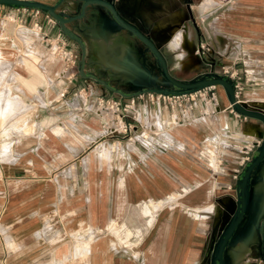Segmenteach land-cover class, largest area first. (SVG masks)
Instances as JSON below:
<instances>
[{
  "label": "crops",
  "instance_id": "0c3cea01",
  "mask_svg": "<svg viewBox=\"0 0 264 264\" xmlns=\"http://www.w3.org/2000/svg\"><path fill=\"white\" fill-rule=\"evenodd\" d=\"M26 1L54 6L60 0ZM66 1L65 6L60 5L58 13L67 18L79 14L81 2ZM113 1L122 15L144 32L138 24L141 20L144 19L145 26H152L153 21H157V26L173 12H181L185 24L187 20L190 22L189 6L196 16L199 31L197 34L190 22L195 34H191L190 43L196 55H201L197 53L200 43L199 46L207 47L209 53L227 60L241 56L239 73L251 77L259 87L247 84L246 108L264 113V0H208L204 14L199 10L202 0H155V4L154 0H149L141 6L146 19L125 9L123 0ZM70 2L76 4L73 12L66 10ZM160 9L164 12H158ZM33 10L0 5V89L11 91L31 104L32 109L24 117L34 128L30 133L16 136L17 142L12 146L31 147L30 158H22L24 154H21L16 159L0 161V264H209V237L214 226H218L217 230L225 227L235 210L236 181L231 175L232 163H226L225 171L221 173H210L196 162L195 152L205 146L215 149V141L222 138L224 129L239 136L248 135L250 127L255 131L253 136L262 138L263 128L255 121L235 117L227 110V96H220V108L214 113L211 109L204 118L189 119L180 126L168 128L167 133L154 137L150 145L137 141L127 149L129 159H121L119 166L113 161L106 165L100 159H91L90 156L101 147H108L110 137L104 135L106 125L107 129L115 125L98 113L90 112L82 102L78 109L72 103L63 107L62 101L56 102L58 92L65 87L57 80L60 66L37 37L19 25V19L28 25L35 20L43 22L46 12L40 11L43 13L38 18H32ZM179 15L183 21L184 16ZM84 21L88 25L97 21L110 27L118 25L106 9L97 5H89L82 19L67 25L71 34L84 45V73L99 78L86 69L88 46L72 30L74 24ZM66 35L74 50L75 44L80 47L79 50L76 46L80 52V69L83 49L70 34ZM216 65L220 69L224 64L210 63L209 67ZM33 70L41 77L31 78ZM19 75H22L21 79ZM90 82L103 92L115 95L99 83L80 76L75 86L86 87ZM29 83L33 84L32 90L27 86ZM43 99L48 101L47 105H38L40 101L46 103ZM53 102L57 104L52 106ZM63 108L66 109L61 110ZM156 108L158 111L152 114L153 122L144 120L148 128L139 122L143 130H153L158 121L169 120L163 108L154 106ZM46 131L49 135L45 136ZM111 147L119 146L112 144ZM45 154L49 157L42 158ZM109 166L112 168L108 169ZM103 168L106 169L104 172ZM192 183L201 191L194 193L197 196L190 205L181 209L178 206L158 209L153 212L150 223L142 211L138 213L139 202H162L163 198ZM183 196L189 200L188 192ZM211 207L218 210V215ZM90 210L93 211L92 218ZM190 210L197 213H189ZM113 213L123 221L122 230L142 232L133 241L137 255L131 249L129 252L113 250L104 239L91 246L87 261L69 253L71 243L68 241L74 223L85 235L90 230L105 231L109 227L108 217ZM84 222L86 227L82 226Z\"/></svg>",
  "mask_w": 264,
  "mask_h": 264
},
{
  "label": "rangeland",
  "instance_id": "374dc122",
  "mask_svg": "<svg viewBox=\"0 0 264 264\" xmlns=\"http://www.w3.org/2000/svg\"><path fill=\"white\" fill-rule=\"evenodd\" d=\"M148 1L149 0H123L122 5L125 9H128L129 11L135 13L136 15H138L142 18H145L146 15H145L143 9L141 8V6L144 5L145 3H147ZM66 3H67V1L65 0L62 3V6H65ZM208 3H209L208 0H202L201 1L200 8H199L201 14H204L205 10L208 8V6H209ZM70 4H72V2H70L69 4L66 5V10ZM154 4H155V0H154ZM75 8H76V4L74 5L72 10H69V11L67 10V11L73 12L75 10ZM202 8H204V11H202ZM58 11H59V8H58ZM158 12L163 13L164 10L160 9V10H158ZM42 13L43 12H40V14H42ZM173 13H176V12H173ZM173 13H170L167 16H169ZM178 13L183 15L181 12H178ZM63 16H65V15H63ZM160 17H161V15H160ZM162 17H164V15ZM195 17L196 16H194V19H195ZM156 22L157 21H153L152 26H150V24H149V26H145V24H144L145 21L143 19L138 24L161 47V49L167 55L168 68H169L170 74L174 78L181 80V81L188 82V81L198 79V78H200V77H202V76H204L210 72L217 74V75H220L221 74V68L219 69L217 67V65L215 67L214 66L209 67L210 63L224 64L222 67H228V65L232 63V64L236 65L235 69H237L238 72H239V70L242 69V64H241L242 57L241 56L237 57L238 60L237 59L227 60L224 57L209 53L207 50H204L202 55H196V51L192 48L191 43H190V49L186 52L180 51L181 50L180 47L178 48L180 52L178 50L173 49L172 45L170 43V39L172 37L174 38V35H176V32L181 30L183 25L185 26L186 31L190 36V42H191V34L193 36H195L194 30L192 29L190 22L187 20V22H186L187 25L185 24V16H184V19L182 22H179V24L175 25L174 27H170L171 29L170 30L167 29L164 33H161V32L158 33V32L154 31V27L156 26ZM80 24L83 27H81ZM201 26L203 27V24H201ZM93 27H101L102 29H104L105 31L108 32L109 36H113V37H116L118 39H123L125 42H127L133 48L134 52L138 55V57H139L138 63L141 65V67L145 71L144 75L137 76L135 79L130 80L129 82H125V81L118 79L113 74H109L106 71L101 70L97 64V44H96L97 39L95 37H93L92 35H90V33H89V29L93 28ZM72 28H73L72 30H74L81 37V39L84 42H86V44L88 46V56H87V60H86L87 61L86 69L91 74H94V75L98 76L99 78L109 82L110 85L116 87L119 90L124 91L125 93H133V92H136L140 89H145L148 87H161V88L166 87L165 82L162 80L159 69H158L155 61L153 60L151 54H149V52L146 50V48L144 46H142L141 44H139V42H137L133 38V36H131V34H128V32H126L125 30H122V28H119L118 26L110 27L106 23H103L100 21L91 23L90 25H88L86 23V21H84L82 23L79 22V23L74 24L72 26ZM24 30L28 31L29 33H32V35H34L36 37V33H35L36 31H31L30 27L27 26L24 28ZM165 41H169V42H165ZM76 46L78 47L79 50H80V47L77 44H75V49H76L75 51H77L79 56H80V52L78 51ZM178 46H179V43H178ZM194 46L197 48L196 39L194 41ZM178 53L182 54L181 55L182 64H179V62H178L177 55H180ZM23 63H24V65L26 64L25 61H23ZM234 65H232V66L234 67ZM33 72L31 73V74H33V75H31V78L34 77V78L38 79L37 76L41 77L37 71L33 70ZM21 76L22 75H19L20 79L22 78ZM87 85H89V86L80 88V89H84V92L81 94L83 101H81V99H79V100L77 99L75 101H72V100H69L71 98H68L69 101H67V103L68 104L72 103V106L74 108L78 109L77 106H79L80 103L82 102L84 107L90 109L89 110L90 112L98 113L100 117H103L106 120L110 121V123L117 125L119 119H118V117H116V114L114 113L115 105L112 104V102L119 103L120 104L119 108H121V109L125 105L130 106L133 102L134 103V110L136 111V113L129 111L128 112V114H129L128 118H125L126 122L131 123L132 125H135L131 119L137 117V119L139 120V122L141 123V125L144 128L145 127L148 128L147 125L145 124V122L146 123H147V121H150L151 123L153 122L152 114H153V112L158 111L157 110L158 108L154 109V106H157V107L159 106V104L156 100L157 95L145 94V95L138 97V98H134V99L122 98V99H124V100H122V99H120L119 96H115L109 92H103L99 86H96L95 84H93L91 82L88 83ZM251 85L254 86L253 88H259V87H257V85L254 84V82L251 83ZM246 91H247V88L245 87L241 92V99L242 100H246V98H247ZM215 92H216V95L218 97H220V96L222 98L226 97V93H225L224 89H222L219 86H216ZM90 98H92L91 101H90ZM44 101L46 103L40 101V103L38 105H42V106L47 105L48 101L47 100H44ZM98 101L99 102L103 101V103L101 105H99ZM106 101H109V103H110L109 106L106 104ZM56 102L55 103L53 102L52 106L56 105L57 104ZM58 102L60 103L61 100H59ZM219 102H220V99L218 98V105L220 106ZM63 105H64L63 107H65V103H63ZM159 107H161V109L163 108L162 103H160ZM31 109H32L31 104L25 102L19 96L13 94L11 91L5 92V91L0 89V161L1 160L4 161V160L16 159V158H18L17 156H19L21 154H24L22 158H30L31 157V151L29 152L31 147L30 148H28V147H12L15 144V142H17L16 136H22L23 134L30 133L34 129L33 126H31V124L28 123L24 117ZM65 109L66 108H63L61 110H65ZM41 110H42V108H41ZM75 111H77V110H75ZM21 112L24 114H22ZM18 114H20V115H18ZM144 120H145V122H144ZM64 125L65 124H63V126ZM257 125L260 128H263V126L261 124L258 123ZM135 126L139 130L143 129L140 126H137V125H135ZM46 127H49V126H46ZM107 127L108 126L106 125V128L104 129L105 131H108ZM110 129H112V128H110ZM248 130L250 131V132H248L249 136H253L255 134V131L252 128L249 127ZM44 134H45V136L49 135L47 131ZM5 135L7 136V139L4 138ZM104 135H107V134H104ZM126 140L127 139L124 138L123 135H119V136H115L114 138H110L108 141V147H103V148L101 147L100 150H98V152L96 154L93 153L90 156V158L95 159V160L100 159V161L104 162L105 164L107 162L110 163V161H113V162H116L117 165L119 166V161L121 159L122 160H128L129 159L128 154H127L129 151H127V149L129 150L131 148L130 146L134 145V143L132 144L131 142H127ZM118 141H120V143H118ZM4 143H6V144L4 145ZM112 144H116L119 147H111ZM120 145L122 147H120ZM231 145H233L235 147L239 146L235 142L234 143L232 142ZM19 148L22 150L23 149H25V150L24 151H22V150L18 151ZM101 149H103V150H101ZM46 154L42 155V158H48L49 156ZM263 164H264V161L254 170V172L251 175L249 207H248L247 213L245 214V217H244L241 225L236 230V233H235L234 237L232 238V240H231V242L227 248V253L229 255L227 254L225 256V259H224L225 264H236V263L239 264V261H241L240 264H264V214H262L263 216H261L260 218H258L256 216V214L254 212V203L255 202H254V198H253V187H254L257 179H258L259 171H260ZM111 168L112 167L109 166L108 169H111ZM117 169H120L123 172L128 171L127 168H117ZM105 170L106 169L103 168L102 171L104 172ZM200 191H201V189L196 187V188H194V190H191V192H188V195H189L188 201H186L184 199L185 196H183V195H185V194H181L180 192L172 193L168 196V198H163L164 202L163 201L160 202L159 200H156V201L155 200H151V201L143 200V201L138 203L136 209H137L138 213L139 212L141 213V207L144 204H147L151 210L152 215H153V212L158 211V209H160L162 211V210L171 209V208L174 209V208H177V206L181 209V208H183V206L190 205L191 203H193V201L195 200V198L197 196L194 193L197 192V194H198V192H200ZM112 192H113V190H112ZM178 194H180V196H177ZM233 213H234V211L232 212L231 216L233 215ZM214 214L218 215V210H215ZM92 215H93V211L90 210L91 218H92ZM231 216L229 217V221L231 219ZM117 218H119V216H117V214L113 213L112 215H110V217H108V220H110L109 222H112L111 226L109 225L108 229H106L105 231H98V232H95L94 230H90V232L87 233L86 235L80 233L79 230H77L76 223H74L73 224L74 227L72 228V232H71V238L68 241L69 243H71L69 253L72 256L82 257L83 260L87 261L88 257H89L88 252L90 253L91 246L94 243H96L99 239H104L105 242L110 244V247L116 251H122L123 250L122 245L123 244H125V245L129 244L128 247L126 248V252H129L131 249L132 251L135 252L134 254L137 255L138 249L136 247V244L133 243V241L135 239H138V235H142V232H139L137 234V233L132 232V231L122 230L124 227L123 226L124 223L121 219H117ZM229 221L227 222V224L229 223ZM226 225H225V227H226ZM82 226L86 227V223L84 222V224ZM251 226H254V228L256 230V234H257L256 242L253 246H250V250H247V251L245 250L247 252V253L245 252L246 254L244 253V251H243L244 254L242 252H240V256L237 258L239 260L237 262H235L233 252H235L241 246L242 238L245 236V234L247 233L248 229ZM225 227L217 232L216 238H215V243L221 237ZM111 230H120V232L118 231L117 232L118 235H117V233H113ZM128 232L130 234H128ZM135 235H137V236H135ZM209 239H210V237H209ZM130 243H131V245H130ZM87 245L89 246L88 247L89 249L86 248ZM228 251H230L231 254ZM242 256L244 257V259ZM240 259H242V260H240ZM207 262H209V264H211V254L208 257Z\"/></svg>",
  "mask_w": 264,
  "mask_h": 264
},
{
  "label": "built area",
  "instance_id": "2783aa9c",
  "mask_svg": "<svg viewBox=\"0 0 264 264\" xmlns=\"http://www.w3.org/2000/svg\"><path fill=\"white\" fill-rule=\"evenodd\" d=\"M40 15V10H33L32 18H38ZM43 17V22L35 20L30 25H28L25 20L19 19V25L24 28L28 26L31 31H36L37 40L40 44L45 46L49 56L59 64L60 72L57 74V80L59 83L65 84V87L60 89V92H58L56 101L61 100L65 103V105H68L67 101L69 100L75 101L77 99H82L81 94L84 92V89H80L75 86V82L79 78L80 56L77 51L73 50L67 38L66 32L61 28V26L47 13H43ZM204 50H208V48L201 45V55ZM197 53L199 52L197 51ZM220 75L232 82L236 101L243 104L245 107L248 106V103L241 99V92L245 87H247V84L253 83L251 77L249 78L246 74H240L233 67H221ZM254 84L257 85L255 82ZM215 88L216 87L211 86L200 91L180 95L155 94L157 95L156 100L159 106L160 103H162L163 109L168 113L169 120L167 122L162 120L158 121L153 130L141 129L138 131V128L135 125L139 126V121L136 117L131 119L135 125L126 122L125 118H128L129 111L136 113L133 102L130 106L125 105L122 109L119 108V103L112 102V104L115 105L114 113L116 114V117H118L119 121L117 125L112 127V129H108V131H106V137L114 138L115 136L123 135L124 138L127 139L126 141L131 142L132 144L137 141H142L147 145H150L154 137L161 133H167L168 128L180 126L182 122L189 119L195 120L204 118L208 113H210L211 109L212 113H214V110L219 107L218 96L216 95ZM68 98L71 99L68 100ZM102 103L103 101H98L99 105ZM106 104L109 106V101H106ZM227 110L235 117H240L231 109L230 105L227 107ZM232 142L237 143L239 146L235 147L231 145ZM118 143H120V141H118ZM215 143L217 144L215 149L207 146L200 147L195 152L194 158L196 162L210 173H221L225 171L226 163H232V179L237 181L243 168L251 162L253 155L261 146L262 139L259 136H237L236 134L224 129L222 138H217ZM196 185L197 184L195 183L186 185L180 189V193L185 194L194 189ZM188 212L197 213L195 210H190ZM128 245L129 244H123V250L121 252H126Z\"/></svg>",
  "mask_w": 264,
  "mask_h": 264
},
{
  "label": "water",
  "instance_id": "95a60500",
  "mask_svg": "<svg viewBox=\"0 0 264 264\" xmlns=\"http://www.w3.org/2000/svg\"><path fill=\"white\" fill-rule=\"evenodd\" d=\"M65 0H60L58 4L54 6H48L39 2L26 1V0H0V5L6 6H15L21 8H30L35 10H40L46 12L50 17H52L61 28L68 34H70L78 43L81 45L82 51V64L79 69V76L84 79H91L99 83L102 87L106 88L110 92L119 96L120 98H135L145 94H161V95H180V94H189L192 92L200 91L207 87L219 86L224 89L229 105L231 109L240 117L255 121L263 126L264 131V113L256 110L247 109L243 104H240L236 101L234 97V89L232 82L226 78H223L220 75L214 74L212 72L207 73L206 75L192 80V81H179L173 78L169 72L168 63L157 46L154 40L143 30H141L136 24L128 21L121 13L117 5L113 0H77L81 2L79 14L72 17H64L58 13V8ZM89 5H97L106 9L112 16L114 22L123 30L127 31L133 35L151 54L153 57L161 77L163 80L169 84L173 89L161 88V87H148L145 89H140L133 93H125L122 90L111 87L107 82L101 80L100 78L94 76H87L84 73V45L80 40H78L71 32L68 30L67 25L70 23L80 20L85 15V10ZM187 11L189 14L190 22L198 34V28L195 23L194 16L190 10V7L187 6ZM200 43L198 44V52L200 51ZM262 144L258 148L256 156L253 160L247 165L241 177L235 183V210L229 223L226 225L225 229L219 240L215 243L216 234L218 226H214L207 247V252L211 254V264H225L224 259L227 255V248L234 237L236 230L241 225L245 214L248 209V202L250 197V180L251 175L254 170L264 161V135L261 138ZM224 228V227H223Z\"/></svg>",
  "mask_w": 264,
  "mask_h": 264
},
{
  "label": "bare ground",
  "instance_id": "6f19581e",
  "mask_svg": "<svg viewBox=\"0 0 264 264\" xmlns=\"http://www.w3.org/2000/svg\"><path fill=\"white\" fill-rule=\"evenodd\" d=\"M73 7L74 5L72 3L68 6L67 10L68 11L72 10ZM179 22H182V19L179 13H174L170 15L168 18H166L165 20H163L161 23H159L154 28V30L155 32H158V33L160 32L164 33L167 29L170 30L171 29L170 27H174L175 25L179 24ZM89 33L90 35H92L93 37L97 39V42H96L97 44V64L101 70L106 71L109 74H113L115 77L125 82H129L130 80L135 79L137 76L144 75L145 71L141 68L140 64L138 63V58H139L138 55L134 52L133 48L127 42H125L123 39H118L116 37L109 36L108 32L102 29L101 27L90 28ZM170 43L172 45V48L178 51H179L178 49L179 47L181 48L180 51H184V52L190 49V37L184 25L182 26L181 30L176 32V35H174V38L172 37L170 39ZM178 43H179V46H178ZM181 55L182 54L177 55L179 64H182ZM27 86L30 88V90L33 89L32 83L27 84ZM5 144L6 143H4V145ZM177 196H180V194H178ZM253 198L255 202L254 212L256 216L260 218L262 214L264 213V164L262 165L259 171L258 179L253 187ZM215 210L216 208L212 207L213 213L215 212ZM141 211L147 217V220L150 223L153 216H152L149 206L147 204H144L141 207ZM111 224L112 222H109L110 226ZM111 231L113 233H117L118 231L120 232V230H111ZM128 234L130 233L128 232ZM256 239H257L256 230L254 226H251L248 229L245 236L242 238L241 246L235 252H233L235 262L239 260L237 258L240 256V252L243 253L244 251L245 253L247 250H250V246H253L255 244ZM228 252L230 253V251ZM240 263L241 261H239V264Z\"/></svg>",
  "mask_w": 264,
  "mask_h": 264
},
{
  "label": "flooded vegetation",
  "instance_id": "af4514ba",
  "mask_svg": "<svg viewBox=\"0 0 264 264\" xmlns=\"http://www.w3.org/2000/svg\"><path fill=\"white\" fill-rule=\"evenodd\" d=\"M154 42H155V41H154ZM155 43H156V42H155ZM161 52H162V51H161ZM162 53H163V52H162ZM163 55L165 56V58H166V60H167V63H168L167 55H166L165 53H163ZM169 72H170V71H169ZM171 76H172V75H171ZM172 77H173V76H172ZM173 78H174V77H173ZM175 79H176V78H175ZM162 80H163V78H162ZM176 80H178V79H176ZM163 81H164V80H163ZM179 81H181V80H179ZM164 82H165V81H164ZM165 86H166L165 88H167V89H173V87H171V86H170L169 84H167L166 82H165ZM256 153H257V152H256ZM256 153L253 155V158L255 157ZM253 158H252V160H253ZM252 160H251V161H252ZM247 165H249V164H247ZM247 165H246V166H247ZM246 166H245V167H246ZM245 167H244V168H245ZM244 168H243V170H244ZM243 170H242L241 175L243 174ZM241 175H240V177H241ZM240 177H239V178H240ZM249 201H250V197H249ZM248 207H249V202H248ZM247 210H248V209H247ZM244 217H245V216H244ZM235 233H236V232H235ZM234 235H235V234H234Z\"/></svg>",
  "mask_w": 264,
  "mask_h": 264
}]
</instances>
